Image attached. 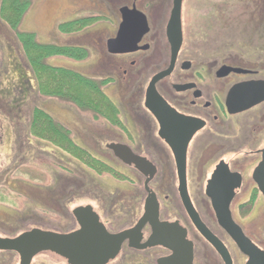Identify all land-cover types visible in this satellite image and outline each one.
I'll return each mask as SVG.
<instances>
[{"label":"flooded vegetation","instance_id":"flooded-vegetation-1","mask_svg":"<svg viewBox=\"0 0 264 264\" xmlns=\"http://www.w3.org/2000/svg\"><path fill=\"white\" fill-rule=\"evenodd\" d=\"M98 1L102 6L95 1L94 7L101 11L96 17L106 20L103 30H107L108 37L104 41L106 59L99 56L95 64L103 67L102 81L107 82L105 87L109 92L113 90L118 99L112 104L119 117L106 122V135H91L94 148L85 150L120 181L100 185L90 171L88 185H80L78 179L70 190L61 185L60 193H53L50 192L52 186L47 188L14 177L11 172L26 165L45 171L47 163L43 159L50 160L62 171L68 169L63 165L68 161L59 149L49 148L44 139L31 137L35 110L46 112L35 106L24 120L14 110L16 101L10 103V99L14 100L16 94L25 99L27 89L17 88L14 82L7 80L4 86L0 84V140L11 141L13 171H9V184L25 188V193L19 195L30 204L20 216H34L37 209L54 213L47 206L55 205L64 209L62 212L69 214L73 223V228L66 232L36 226L28 230L76 232L80 224L74 210L90 207L84 214L89 217L95 214L108 234L130 231L144 215L147 185L157 204L154 225L162 226L158 239L166 245L155 242L153 225L147 221L122 242L117 255L106 264H264V0H243L247 3L241 2L240 6L250 5L248 9L253 14L248 34L244 28L242 37L219 43L207 55L192 47V43L189 46L188 42L195 39L187 34L181 8V47L173 69L157 80L153 89L152 80L167 71L171 63L166 27L173 0L162 36L159 34V6L151 4L144 9L143 0ZM118 3L121 5L115 12L107 11ZM124 8L143 14L147 31L139 36L140 21L134 13L136 31L128 30L119 39L125 51L109 53L107 43L117 37ZM257 43L260 45L256 46ZM161 46L167 51L164 62ZM2 48L5 55L0 70L5 67L7 70L0 72V82L11 73L16 82L25 81L23 72L16 66L15 49L3 44ZM29 83L32 85L31 80ZM102 92L106 95V91ZM57 125L66 129L62 123ZM111 145L120 147L124 158H118ZM183 149L184 180L177 165V156ZM69 162V171L79 177V162ZM105 184L115 185L114 197L110 192L112 186L106 188ZM135 185L142 186L141 202L132 191L131 186ZM179 185L186 187L190 213L182 204ZM67 190L71 191L70 197L64 195ZM83 194L93 196L97 205L71 208ZM96 195L98 197L94 198ZM179 208L182 217L178 214ZM19 218L0 215L4 223ZM174 252L180 254V260H174Z\"/></svg>","mask_w":264,"mask_h":264},{"label":"rangeland","instance_id":"rangeland-1","mask_svg":"<svg viewBox=\"0 0 264 264\" xmlns=\"http://www.w3.org/2000/svg\"><path fill=\"white\" fill-rule=\"evenodd\" d=\"M95 1L99 2L98 0H29V7L21 20L18 31L22 33L34 34L35 39L39 44L56 45L59 47H66L68 49H78L79 55H83L81 59L75 60L66 56L56 55L45 60L44 64L53 68L72 72L88 81H91L103 95L104 93L102 90L106 91L105 93L107 96H105L110 98L112 100L111 102L117 103L118 99L116 95L113 94V90L109 92V90L105 87L107 82L102 81L105 77L103 67L95 64L96 58L99 56L106 59L104 41L108 37L107 30L105 32L103 30L104 28L106 29V20L96 17L101 14V11L100 9L94 7ZM1 2L2 0H0V6ZM241 2L245 4L247 3V1L243 0H183L182 12L185 16L187 34L189 37L196 40L188 42L189 46L192 43V47L194 46L200 49L201 52L207 55L210 53L209 50L211 48L215 50L219 43L231 42L236 37H242L241 34L244 28L245 30L247 29L248 34L250 28L252 27L251 22H253V14L252 11L248 9L250 5L248 7H241ZM171 3L172 0H143L142 5L144 9H147L146 7L151 4L153 6L160 7L159 34H161V36L163 24L168 17ZM99 5L100 7L102 6L100 2ZM120 5L121 3L111 5V7H108L107 11H111V13H113ZM75 21L80 23L77 28L69 29L67 31L60 30L62 25ZM98 32L100 33L99 35L96 34ZM247 34H245L244 37H246ZM98 36L103 37L98 38ZM3 38L4 37L1 34L0 63L1 59L5 55L2 48ZM94 38L98 39V41H95L96 43L93 42ZM161 44L163 45V43ZM259 45L260 44L258 43L256 44V46ZM161 51L164 55L162 59L164 62L167 56L166 48L164 49V47L161 46ZM15 62L16 66L23 72V77L26 80H22L21 83H18L11 73L9 76L1 78L2 82H0V84L2 87L7 84L8 80L14 82L17 88L19 86L24 88L26 87L27 95L25 96V99L24 97H19L17 94L15 95L14 100L12 98L10 99V103L16 101V108H14V110L16 109V113L20 116L22 115L25 120L28 113L31 115L30 113L32 109L37 106L43 109L55 124L62 123L64 128L69 130V137H71L76 144L80 145L84 149L93 150L94 142L92 141L93 138H91V135H106L105 125L106 122H108L109 115L104 117L105 113L103 112L101 114L102 116H100L89 108L80 106L75 102L74 97L69 96L68 94H59V96H56V94L51 95L43 92L41 93L39 88L43 83V85H47V83L50 82V79L43 78L34 72L36 75V77L34 75L35 80L37 78L34 82L29 72V67L31 65H29L28 68L26 67L27 63L25 64L23 56L18 52V49L15 50ZM6 70L7 67L0 70V72L3 74ZM29 80H31L32 85H30ZM37 82L40 84V87H38L39 84ZM45 92H47L46 87ZM115 110L117 112V109ZM30 134H32L31 137L36 140H40L41 137H45L43 134L35 130H31ZM82 137L83 142H81ZM3 140L4 141L0 140V182L4 180H6V182L0 183V215L6 214L12 215L13 217L17 215L20 218L7 223H4L1 219L0 236L3 238H13V236L20 235L34 226L58 232H66L72 229L73 223L71 216H69V214L66 216V214L62 212L64 209H59L55 205L47 206V209H51L54 213H50L48 211L45 213L41 212L40 209H37L35 210L34 216L32 214L20 216L21 213L25 212L26 205H28L29 202H27L23 196L19 195V193H25V188L22 186L17 187L11 185V183L9 184V171H13V167L10 163L11 147L9 143L11 141L7 138ZM44 141L47 143L49 148H57L64 154L68 162H64L63 165L68 169H63L62 171L61 168L52 164L50 160L43 159V161L47 163L45 171H40L35 165H26L11 172L14 177L19 180L21 179L22 181H27L28 179L36 185L47 188L52 186L50 192L53 193L56 191L60 193L61 185H66L70 190V187L72 188V185H74V180L77 181L78 179L80 180V185H88V173H90V171H93L91 172L92 176L95 178V182H99L100 185L109 181H111V183L120 181L118 176H115L106 170L102 169L97 171L95 167H98L99 165L93 167L86 166L82 163H79V177H76L69 171L71 169V163L69 161H76L74 156L67 153L68 151H65L60 146L56 145L57 143L53 142L52 138L46 137ZM64 178L66 181H64ZM111 186L112 190L110 192L114 197L116 193L115 185H106L105 187L111 188ZM141 187V185L131 186V188H133V193L138 196L140 202L144 197ZM81 190L83 191V189ZM104 194L107 195L106 193ZM64 195L66 197H70L71 191L67 190V193ZM97 197L98 195L94 196V198ZM94 201L93 196L83 194L76 203H73L70 206L73 208L74 206L85 204L97 205ZM175 205L177 208L179 207L177 199ZM178 210V214L182 217L180 208ZM0 264H19L18 255L14 253L0 252ZM32 264L67 263L58 258L56 255H52L50 252H43L33 258Z\"/></svg>","mask_w":264,"mask_h":264},{"label":"water","instance_id":"water-1","mask_svg":"<svg viewBox=\"0 0 264 264\" xmlns=\"http://www.w3.org/2000/svg\"><path fill=\"white\" fill-rule=\"evenodd\" d=\"M183 0H173L170 18L166 27V37L170 46L171 63L167 71L157 75L151 82V89L153 84L160 78L168 75L173 69L174 62L182 44V29H181V8ZM123 22L120 25L116 39L107 43L109 53H122L125 51L124 46L119 43L121 36L128 30L136 31L135 19L138 16L140 21L139 36L147 31V23L145 16L135 10L129 11L127 8L121 10ZM129 13L131 16H129ZM134 13L137 16H133ZM150 90V88H149ZM115 155L122 159L120 147L109 146ZM123 150V149H122ZM178 173L181 179L184 180L185 168V149L182 150L181 155L177 156ZM148 196L145 204V211L139 224L132 230L123 232L118 235L108 234L104 227L98 222L95 214L90 217L84 213L90 211V207L78 208L74 210V216L80 224V230L69 233L59 234L41 229H31L23 232L13 238L0 237V252H14L18 255L19 264H31L32 259L43 252L53 253L63 259L67 264H106L112 260L118 253L122 242L128 238L132 233L139 230L141 226L149 221L154 228L155 242L166 245L163 241L158 239L160 226L154 225L157 221L158 211L157 204L148 188ZM179 193L182 204L187 212L189 200L187 197L185 185H179ZM190 213V211H189ZM162 227V226H161ZM154 239V238H152ZM174 260H180V254L174 252Z\"/></svg>","mask_w":264,"mask_h":264},{"label":"trees","instance_id":"trees-1","mask_svg":"<svg viewBox=\"0 0 264 264\" xmlns=\"http://www.w3.org/2000/svg\"><path fill=\"white\" fill-rule=\"evenodd\" d=\"M29 0H2L0 6V35H3V45L13 47L15 50L22 54L26 67H29V72L35 82L36 75L34 72L43 78L50 79L47 85L38 87L40 92L59 96V94H68L74 97L76 103L85 108H89L96 114L102 116L109 115L108 121H114L118 118V113L115 110L111 100L103 95L100 90L92 83L81 76L68 72L63 69L53 68L45 65L44 61L51 56L62 55L71 59H81L83 55H79V50L74 48L59 47L56 45H47L37 43L34 34L22 33L18 31L21 20L29 7ZM80 24L78 21L69 22L60 27L61 31L74 29ZM28 65V66H27ZM35 75V77H34ZM43 82V81H42ZM47 92H45V87ZM33 122L31 130H35L45 137L52 138L67 153H70L74 158L86 166L99 165L95 167L97 171L106 170L102 164L96 162L85 149L77 147L70 139L69 132L55 124L52 119L35 110L33 114Z\"/></svg>","mask_w":264,"mask_h":264}]
</instances>
